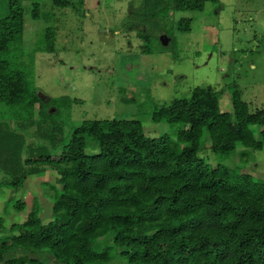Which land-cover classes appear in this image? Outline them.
<instances>
[{
    "label": "trees",
    "instance_id": "trees-1",
    "mask_svg": "<svg viewBox=\"0 0 264 264\" xmlns=\"http://www.w3.org/2000/svg\"><path fill=\"white\" fill-rule=\"evenodd\" d=\"M219 1L143 0L132 15L147 27L170 10L203 11ZM32 16H40L38 3ZM179 28L190 31L191 19ZM24 30V7L10 0L9 14L0 18V103L14 111L19 127L45 126L53 99L29 86L4 57ZM44 37L39 50L54 52L55 30L47 28ZM221 98L219 91L196 87L191 97L157 108L153 120L175 125V137H150L140 120L120 117L85 120L59 148L55 133L45 136L52 147H35L2 119V184L19 190L30 174L47 169L58 178L44 184L52 219L43 220L35 200L27 218L0 241V264H264V179L210 165L199 155L206 136L217 154L238 144L262 150L264 107L250 110L234 90L233 111H222ZM91 142L99 151L87 152ZM15 207L26 204L18 200ZM3 224L0 217V232Z\"/></svg>",
    "mask_w": 264,
    "mask_h": 264
},
{
    "label": "rangeland",
    "instance_id": "rangeland-1",
    "mask_svg": "<svg viewBox=\"0 0 264 264\" xmlns=\"http://www.w3.org/2000/svg\"><path fill=\"white\" fill-rule=\"evenodd\" d=\"M20 2L25 15L23 40L4 57L25 73L29 86L53 99L45 126L35 123L27 128L19 127L14 111L0 103V121L6 119L11 128L22 131L28 144L52 147L45 136L55 133L59 148L85 120L120 117L140 120L150 137H175L176 126L155 122L153 113L175 99L191 97L196 87L221 92L222 111H233L234 90L250 110L264 107V0H220L208 3L203 11L170 10L147 27L131 18L143 0ZM35 3L40 7L38 18L32 16ZM9 11L10 0H0V18ZM185 18L191 19L190 31L179 28ZM47 28L56 32L54 52L39 50ZM144 31L146 40L140 37ZM163 35L170 38L168 45L163 44ZM146 46L150 52H145ZM210 145L206 136L199 152L208 164L264 179V148L238 144L229 154H217ZM90 146L88 153L99 151L95 143ZM57 178L56 171L47 169L30 174L16 190L2 184L7 174L0 168L4 219L0 241L11 236L14 223L27 218L35 200L43 220L52 219L53 204L44 184H56ZM18 200L26 204L24 210L15 207Z\"/></svg>",
    "mask_w": 264,
    "mask_h": 264
},
{
    "label": "water",
    "instance_id": "water-1",
    "mask_svg": "<svg viewBox=\"0 0 264 264\" xmlns=\"http://www.w3.org/2000/svg\"><path fill=\"white\" fill-rule=\"evenodd\" d=\"M161 40H162V42H163L164 45H168L170 38L167 35H163L161 37ZM47 99H49V98H47Z\"/></svg>",
    "mask_w": 264,
    "mask_h": 264
},
{
    "label": "flooded vegetation",
    "instance_id": "flooded-vegetation-1",
    "mask_svg": "<svg viewBox=\"0 0 264 264\" xmlns=\"http://www.w3.org/2000/svg\"><path fill=\"white\" fill-rule=\"evenodd\" d=\"M131 15V14H130ZM134 17V19L133 20H136V17L135 16H133V15H131V18H133Z\"/></svg>",
    "mask_w": 264,
    "mask_h": 264
}]
</instances>
